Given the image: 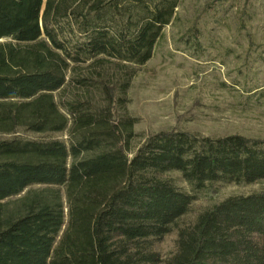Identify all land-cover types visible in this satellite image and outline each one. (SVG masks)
Masks as SVG:
<instances>
[{"label":"trees","instance_id":"trees-1","mask_svg":"<svg viewBox=\"0 0 264 264\" xmlns=\"http://www.w3.org/2000/svg\"><path fill=\"white\" fill-rule=\"evenodd\" d=\"M181 1L0 0V264H264V189L184 221L209 187L264 181V139L132 148L129 91Z\"/></svg>","mask_w":264,"mask_h":264},{"label":"rangeland","instance_id":"rangeland-1","mask_svg":"<svg viewBox=\"0 0 264 264\" xmlns=\"http://www.w3.org/2000/svg\"><path fill=\"white\" fill-rule=\"evenodd\" d=\"M129 98L138 118L134 150L148 134L175 128L264 139V0H182L155 55L138 68ZM172 175L191 192L179 173ZM262 189L264 181L209 187L184 221L229 196ZM163 248H172L171 238Z\"/></svg>","mask_w":264,"mask_h":264}]
</instances>
